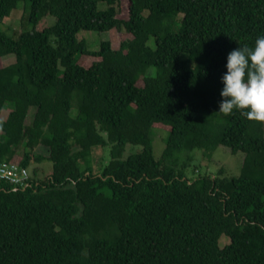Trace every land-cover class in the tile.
Wrapping results in <instances>:
<instances>
[{
  "label": "trees",
  "instance_id": "1",
  "mask_svg": "<svg viewBox=\"0 0 264 264\" xmlns=\"http://www.w3.org/2000/svg\"><path fill=\"white\" fill-rule=\"evenodd\" d=\"M122 1L0 0V22L23 3L30 26L0 32V165L36 163L26 188L0 178V264H264V122L217 113L264 0ZM81 31L121 41L91 51ZM219 147L245 155L239 176L188 177Z\"/></svg>",
  "mask_w": 264,
  "mask_h": 264
},
{
  "label": "rangeland",
  "instance_id": "2",
  "mask_svg": "<svg viewBox=\"0 0 264 264\" xmlns=\"http://www.w3.org/2000/svg\"><path fill=\"white\" fill-rule=\"evenodd\" d=\"M100 9L106 8V6L103 3L99 4ZM126 0L122 1L121 6V12H124L121 14L123 17H126ZM28 14L27 16L24 13V4L21 3L15 11H13L12 15L5 19V21L0 22V32H5L8 34L12 33H20L25 27V24H27V30L30 29L29 22H28ZM49 20V23L51 24L50 20L45 18L41 24H47L45 21ZM11 27V28H9ZM15 32H14V31ZM80 39H85L89 50L91 51H98L100 47V43L102 41L111 40L114 47L117 48L119 46V43L121 41V35L117 31L112 32H105V33H99V32H93V31H81L79 35ZM5 65H9L14 62V55L10 57H5L2 61ZM9 105H7V108L3 111V118L7 117V114L9 113ZM34 113V110H31L30 117L28 118L27 123H30L32 120V115ZM159 133L158 131H154L153 135ZM168 137V134L165 133V142L162 144V137L161 135L157 136V142H154V151L155 156L157 158H160L166 144V139ZM159 142V144H158ZM141 146H133V145H127L126 152L123 155V158H127L130 154L137 153L141 151ZM94 160L97 162L94 166H98V164L102 163V168L106 167L108 163L111 161V145H107L104 147L103 151H100V149H96L94 151ZM193 154H195V159L193 160L191 164V168H189L188 177L191 178H199L204 176H212L216 177L220 174V172L223 174V176L226 177H237L242 173L243 166H244V159L245 155L243 153L238 154H232L230 149L226 147H219L212 156H204L203 152L200 150L195 151ZM91 165L93 162V157L90 159ZM45 165L41 164L40 166L42 169L46 170V173L49 172V170L52 169V163L45 162ZM36 163L33 162L29 168L28 174L29 177H31L34 174V167ZM43 174V172H42ZM229 243V239L224 237L221 241V246H225Z\"/></svg>",
  "mask_w": 264,
  "mask_h": 264
},
{
  "label": "clouds",
  "instance_id": "3",
  "mask_svg": "<svg viewBox=\"0 0 264 264\" xmlns=\"http://www.w3.org/2000/svg\"><path fill=\"white\" fill-rule=\"evenodd\" d=\"M225 68L217 113L238 110L249 121L264 122V35H259L252 46L231 50Z\"/></svg>",
  "mask_w": 264,
  "mask_h": 264
},
{
  "label": "built area",
  "instance_id": "4",
  "mask_svg": "<svg viewBox=\"0 0 264 264\" xmlns=\"http://www.w3.org/2000/svg\"><path fill=\"white\" fill-rule=\"evenodd\" d=\"M0 178L10 180L17 184L20 183L25 188L29 185L28 170L21 169L17 164L3 163L0 165Z\"/></svg>",
  "mask_w": 264,
  "mask_h": 264
}]
</instances>
